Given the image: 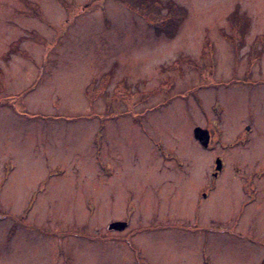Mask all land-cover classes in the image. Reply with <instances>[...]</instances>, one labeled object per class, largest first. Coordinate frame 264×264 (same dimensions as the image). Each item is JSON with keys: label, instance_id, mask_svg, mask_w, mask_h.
Listing matches in <instances>:
<instances>
[{"label": "rangeland", "instance_id": "374dc122", "mask_svg": "<svg viewBox=\"0 0 264 264\" xmlns=\"http://www.w3.org/2000/svg\"><path fill=\"white\" fill-rule=\"evenodd\" d=\"M0 264H264V0H0Z\"/></svg>", "mask_w": 264, "mask_h": 264}, {"label": "water", "instance_id": "95a60500", "mask_svg": "<svg viewBox=\"0 0 264 264\" xmlns=\"http://www.w3.org/2000/svg\"><path fill=\"white\" fill-rule=\"evenodd\" d=\"M250 126L247 127L249 129ZM194 136L196 139L199 140V142L204 146L208 147L210 143V132L208 129L202 128L201 126H197L194 129ZM216 171H220L222 169V160L220 158H217L216 160ZM127 226V222L125 221H115L112 222L109 225L110 229H117V230H122Z\"/></svg>", "mask_w": 264, "mask_h": 264}, {"label": "flooded vegetation", "instance_id": "af4514ba", "mask_svg": "<svg viewBox=\"0 0 264 264\" xmlns=\"http://www.w3.org/2000/svg\"><path fill=\"white\" fill-rule=\"evenodd\" d=\"M239 141H241V140H239ZM238 141V142H239ZM238 142H234L233 144H236V143H238ZM232 144V145H233ZM218 157H216V159H217ZM221 158V157H220ZM222 159V158H221ZM222 170H223V166H222V169L220 170V171H216V168H215V170L212 172V176H213V178L214 179H216V178H218L219 177V175H220V173L222 172ZM249 190V189H248ZM210 195V191L209 190H207V191H204L203 193H202V195L201 196H203V198H208V196ZM241 211H243V210H241ZM115 221H125V222H127V226L124 228V229H122V230H117V229H114V231L115 232H119V231H124V230H126L127 228H128V226H129V220H114V221H112V222H115ZM110 225V224H109ZM238 234L239 235H243L244 233H242V232H238ZM251 237V236H250ZM129 238H131V236L129 237Z\"/></svg>", "mask_w": 264, "mask_h": 264}]
</instances>
